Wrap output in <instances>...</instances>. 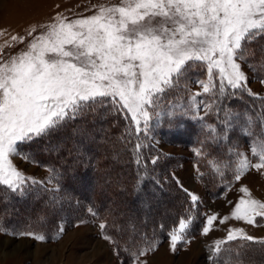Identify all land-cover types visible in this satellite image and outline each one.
Returning a JSON list of instances; mask_svg holds the SVG:
<instances>
[{"label": "snow or ice", "instance_id": "6c2138e0", "mask_svg": "<svg viewBox=\"0 0 264 264\" xmlns=\"http://www.w3.org/2000/svg\"><path fill=\"white\" fill-rule=\"evenodd\" d=\"M84 11L92 14L58 11L46 23L29 25L25 35H12L14 44L25 45L16 55L5 58L0 48V191L23 199L45 183L14 163L16 156L31 159L23 147L44 142L59 154L71 139L66 154L75 163L93 151L96 130L107 125L117 130L121 151L135 165L136 199L145 191V178L155 196L169 176L153 175L162 158L154 129L165 120L170 129L195 121L202 139L191 150L194 178L203 179L204 164L229 213L201 212L200 195L171 173L183 193L172 223L157 222L149 236L129 218L112 224L110 234L102 219L99 235L112 245L118 264H149V254L161 244L157 231L175 254L196 239L191 232L198 221L203 237L224 225L225 235L207 245L208 264H252L249 253H264V238L229 222L264 227V197L242 183L249 175L264 177V95L251 86L258 81L264 91V0H107ZM234 136L245 138L247 151ZM237 184V198L227 199ZM45 190L58 191V185ZM0 232L9 234L3 227ZM11 235L45 240L35 231ZM118 236L127 237L124 247Z\"/></svg>", "mask_w": 264, "mask_h": 264}, {"label": "rangeland", "instance_id": "374dc122", "mask_svg": "<svg viewBox=\"0 0 264 264\" xmlns=\"http://www.w3.org/2000/svg\"><path fill=\"white\" fill-rule=\"evenodd\" d=\"M106 2L107 0H0V31L4 33L0 35V48L4 49L5 58L16 55L25 48V45L14 44L10 40L12 35H25L29 25L46 23L58 11L69 16L73 13L91 15V12L84 11L85 7L90 6V3ZM57 5L60 7L57 8ZM68 9H71V12H68ZM6 41L14 46L5 47ZM251 86L253 91L264 95L258 81ZM107 132V125L104 126V130L97 129V140L92 145L93 151L86 153L84 159L78 161L86 168L85 175L73 180V176H70L72 169L62 173L66 188L58 185L59 179L56 172L52 171V162L48 161L49 158L43 156L42 159L36 150H29L28 146L22 148V154L29 156L30 160H23L20 156L13 158L17 167L27 176L45 183L34 186L30 194L23 199L11 198L0 191V227L7 229L9 233L0 232V264H118L119 258L112 253V245L102 240L99 235L98 223L102 219L94 217L88 211L91 208L88 203L89 195L99 193L101 190L94 168L96 163H104L106 160L108 162L105 168L107 175L100 178L104 187L108 186L112 179L120 183L126 175L124 166L128 154L121 151L117 136H114L112 141L108 140ZM154 136L155 140L159 141L156 145L157 151L170 159V173H175L185 188L200 195L203 212L227 215L229 207L226 200L218 198L219 195L215 198L208 197L202 184L194 178V157L191 150L198 146L197 141L202 139L199 125L195 121H185L183 128L170 129L165 120L154 129ZM72 146L73 143H69L67 146L69 148H66L70 149ZM241 150L247 151V146L242 145ZM103 151L106 152L108 159L102 154ZM64 152L55 153L52 157H56L61 163H70V157H62ZM71 165L74 167V163ZM49 177L53 178L52 183L47 182ZM242 183L247 184L258 198L264 197V177L258 174L249 175ZM57 185L58 191L45 190ZM238 187L237 184L227 192V199L237 198ZM35 188L45 190L49 200L43 201L39 197V192L33 191ZM103 205L109 207L107 199L102 200L100 206ZM144 210L139 205L137 207L130 205L129 213L115 223L131 218L139 231L150 229L149 221H146L149 213ZM162 211L163 215L168 213L167 210ZM229 224L233 227H245L249 235L258 239L264 238V227L253 228L236 221H230ZM58 227H63L64 232L58 234ZM224 228V225H220L208 237L200 236L197 228L191 232L196 239L175 254L168 251V242L164 240L155 254H149V264H208L207 245L217 238H222L225 235ZM19 231H35L37 234L45 235V240L36 241L30 237L11 235L12 232ZM248 259H251L252 264H264V253L250 252Z\"/></svg>", "mask_w": 264, "mask_h": 264}, {"label": "trees", "instance_id": "16d2710c", "mask_svg": "<svg viewBox=\"0 0 264 264\" xmlns=\"http://www.w3.org/2000/svg\"><path fill=\"white\" fill-rule=\"evenodd\" d=\"M257 55H259V52L257 50ZM108 140L112 141L111 139L114 138V136H117V130L115 129H109L107 132ZM233 142L242 145L247 146L245 143V138L243 137H233ZM66 147L69 145V143H73V140L67 139L66 140ZM121 145V144H120ZM121 147H123L121 145ZM69 148V147H67ZM63 153V158L68 157L67 156V149ZM29 150H36L41 154L42 159L43 156L48 159V161L52 162V168L55 169V172L58 176L59 183L58 185L61 187H65L64 178L62 177V173H66V171H71L70 176H73V180H76L78 177L81 178L82 175L86 174V168L83 167L82 163H79L78 161L74 163V167H71L73 164L71 161L61 163L56 159V157H52L56 152H51L46 150L45 143L44 142H37L30 146H28ZM160 153V152H159ZM104 157L108 159L107 154L105 151L102 152ZM155 154V153H153ZM62 155V154H61ZM220 155H223V153H220ZM61 158V157H60ZM59 158V160H60ZM103 158V156H102ZM170 159L164 155H162L161 160L155 166V172L153 173L156 177H164L169 176V182L164 185V192L160 193L157 190V194L153 196L150 191L151 187V180L148 178H145V191L141 194V197L139 200L136 199L135 194L131 191V187L133 183L135 182V176H136V168L135 165H133L130 162V156L125 160V170L126 175L123 177V180L119 183V181L115 182L114 179L109 181V185L104 187L102 184V181H100V178L102 176H105L107 171L106 165H108L107 160L103 162H98L95 164V172L97 173L96 177L98 179L99 186L101 187V190L99 193H94L89 195L88 197V203L89 206L99 213L97 217H100L101 219H107L109 228L107 231L111 234L113 229L111 228V225L115 223V221L119 220L120 217H125L129 213V207L137 205L141 206L143 210L145 209L147 215H149V218L146 217V221H149V224L151 226L150 229H143L142 231L148 232L149 236H151L152 229L154 225L157 222L163 221L165 225L172 223L173 220L176 218L178 213L180 212L181 205L183 204V193H181L178 188L175 185L174 181H171L170 178V171H169V164ZM44 163H41V165ZM46 165V164H44ZM70 166V167H69ZM152 165H148L147 168L149 172H152ZM201 170L205 172V176L202 180H199V182L202 184V186L205 189V192L208 197L215 198L217 195L221 192V187L218 185V181L214 180L212 175L209 173V169L204 165L201 164ZM72 184V181L70 182ZM74 184V183H73ZM39 192V197L43 201H48V195L45 190H41L40 188H35L33 191ZM104 190V192H103ZM95 192V191H94ZM96 194V195H95ZM103 199H107V203L109 207H105L104 205L101 207V203ZM144 210V211H145ZM162 210H167L168 213L163 215ZM200 211L203 212L202 206L200 208ZM127 213V214H126ZM162 214V215H161ZM149 219V220H147ZM136 225V224H135ZM199 221L197 222V225H194L193 230H196L198 228ZM156 235L159 237L161 243L166 240L158 231L156 232ZM120 239V241L118 240ZM125 239H121L119 236L117 237L118 242L120 243L121 247H124ZM126 254L122 253V256L125 257Z\"/></svg>", "mask_w": 264, "mask_h": 264}]
</instances>
